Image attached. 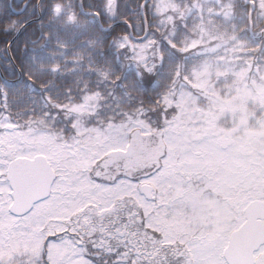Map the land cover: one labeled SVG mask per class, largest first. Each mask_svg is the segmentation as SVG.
Listing matches in <instances>:
<instances>
[{
	"label": "snow or ice",
	"instance_id": "1",
	"mask_svg": "<svg viewBox=\"0 0 264 264\" xmlns=\"http://www.w3.org/2000/svg\"><path fill=\"white\" fill-rule=\"evenodd\" d=\"M0 264H264V0H0Z\"/></svg>",
	"mask_w": 264,
	"mask_h": 264
}]
</instances>
